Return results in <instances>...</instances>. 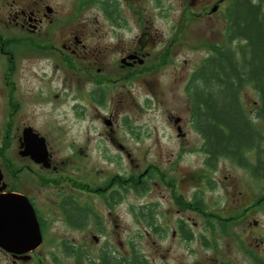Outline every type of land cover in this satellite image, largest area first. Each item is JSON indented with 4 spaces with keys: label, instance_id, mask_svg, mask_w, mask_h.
Returning a JSON list of instances; mask_svg holds the SVG:
<instances>
[{
    "label": "flooded vegetation",
    "instance_id": "1",
    "mask_svg": "<svg viewBox=\"0 0 264 264\" xmlns=\"http://www.w3.org/2000/svg\"><path fill=\"white\" fill-rule=\"evenodd\" d=\"M212 1L211 5L198 9L202 0H187V7L194 19L204 14L211 17L224 0ZM182 4L186 6L183 1ZM184 11L186 9H181V13ZM170 12L171 5H166L165 0H0V147L4 146L1 153L6 161L5 171L0 165V188L3 186L2 193L6 195L16 193L27 199L41 236L40 245L26 254L6 252L10 264L31 262L32 253L46 238L49 239L48 229L53 220H59L64 232L82 235L90 228V233L99 235L92 236L95 245L102 240L99 249L95 250L97 259L87 258L85 264H100L102 256L111 264H151V258L142 248H135L132 243L125 250L107 244L112 239L122 241L120 225L124 219L134 223L137 229L144 226V232L138 229L127 234L126 240L149 241L153 263L158 254L170 251L174 240L186 245L192 241L201 242L204 234L196 233L193 228L196 229L207 214L203 207V187L204 184L216 185L212 177L216 174L219 158L209 159L203 147L205 139L197 131L195 122L190 120L192 129L201 137L197 151L206 155V169L200 160L198 169L187 171L176 169L174 164L167 169L152 164L142 172L130 175L109 173L103 178L70 175L57 179L60 168L51 145H59L63 139L50 135L53 123L47 126L42 116L31 108L63 105L75 115L84 112L88 103L104 106L111 92L109 81L115 88L118 85L132 87V82L155 75L169 78L172 87L181 83L185 74L176 68L175 58L177 49L186 44L183 33L187 25L170 24L173 34L169 36L154 30L153 17L166 18ZM81 16H100L108 25L95 29L88 23L76 24L77 17ZM105 27L112 29L109 38L103 30ZM115 32L120 36L117 37ZM112 38L117 42L110 43ZM116 47L122 48L117 51ZM111 52L114 53L111 62L114 66L109 76L104 71ZM170 68L173 72H168ZM191 79L186 85L187 95ZM147 88L152 92L155 84ZM188 109L190 112L189 100ZM172 123L179 144L186 146L181 118L174 117ZM103 124L107 127V136L100 138L104 144L103 153L110 148L118 154L124 152V146L113 135L116 128L111 118L103 119ZM10 142H15V154L24 162L20 168H13L8 163ZM83 151V146L73 148L69 159L80 161ZM182 151L175 155H182L187 148ZM43 156L46 161L39 163L38 159ZM210 160L213 163L210 164ZM77 164L71 168L77 170ZM7 166L12 168L11 175L17 177L19 174L21 180L24 177L27 183L31 182L32 188L20 192L13 188L7 178ZM260 182V206L264 216V179ZM189 188L192 189L190 197H185ZM127 193L137 200L126 201ZM148 193H152L154 200H138ZM213 216L209 214V217ZM57 235L63 240L75 241L66 233ZM164 241L167 245H162ZM75 244L63 243L64 252H77L86 258Z\"/></svg>",
    "mask_w": 264,
    "mask_h": 264
},
{
    "label": "rangeland",
    "instance_id": "2",
    "mask_svg": "<svg viewBox=\"0 0 264 264\" xmlns=\"http://www.w3.org/2000/svg\"><path fill=\"white\" fill-rule=\"evenodd\" d=\"M182 1L186 3L183 6ZM165 0L166 5H171V12L166 17H153L154 30L161 31L168 36L171 25L186 24V31L183 33L186 44L180 46L176 53V68L184 72L181 83L171 86L169 78L155 75L149 76L142 81L132 82V87L118 85L117 88L109 81L111 92L107 96L104 106H95L88 103L85 111L77 114L72 113L65 106L59 105L57 108L34 107L31 108L42 116L43 122L48 126L53 123L54 127L50 135L58 136L63 142L51 145L57 156L59 163L60 178L67 176H93L103 178L109 173H120L130 175L136 172H142L152 164L159 169H167L170 164L177 166L176 169L184 171L198 169L200 160L206 155L197 151L201 146V137L192 129L190 124V112L188 109V95L185 92L186 85L189 83L192 74L201 66L203 61L209 57L212 48L221 47L225 43V18L223 9L228 5L229 0H224L219 5V10L211 17L204 14L194 19L187 7V0ZM212 0H202L200 8L211 5ZM204 5V6H203ZM181 9H186L181 13ZM222 10V11H221ZM264 10V5H263ZM195 11V8H193ZM209 12V11H208ZM88 23L94 25L95 29L101 26H107L105 18L97 16L77 17L76 24ZM109 38L112 29L103 28ZM120 36L117 32L114 33ZM127 38V37H126ZM184 41V42H185ZM110 43H116V39H109ZM236 43H234L235 45ZM122 47H116L120 50ZM114 53H110L108 63L104 71L110 76L112 71V60ZM117 58V57H116ZM182 71H180L182 73ZM168 72H173L172 68ZM158 75V74H157ZM155 90L148 91V85H154ZM243 108L250 117H254V108L256 107L258 97L251 88H246L241 93ZM60 102V99L59 101ZM190 103V101H189ZM112 115V117H111ZM102 117V118H101ZM180 117L183 122V131L186 133V146L179 144L176 132L173 131V119ZM113 121L116 130L113 135L118 138L124 146V152L118 154L117 150L110 148L107 153H103L104 144L100 138L107 136V127L103 124V119ZM124 122L129 124L124 125ZM256 128L264 136V121L253 120ZM75 140H70V138ZM84 139L85 141H82ZM72 141H75L72 143ZM83 146V156L80 161H73L69 156L73 148ZM196 152H195V148ZM0 147V165L3 167L6 161L2 158ZM182 148H187L185 153L177 156V152H183ZM194 148V150H191ZM9 150V151H8ZM16 144L10 142L7 147V157L13 168H20L21 161L15 154ZM88 154L87 157L84 154ZM128 153L129 156H126ZM251 164L255 163L253 155L247 156ZM75 163L77 170H73ZM213 163V161H209ZM216 174L212 177L215 181L213 187H203V207L205 218L199 221L196 226V233L204 234L201 242L192 241L186 245L177 240L171 242V249L168 253L158 254L157 260L153 263L150 253V243L147 240L128 239L127 234L144 232V226H137L124 219L120 228L122 229V241L109 240L108 245L114 248L129 249L132 243L135 248H142L145 254L151 258V264H256V261H264V216L259 206L262 188L261 182L252 177L249 169H244L232 163L224 157H220L217 162ZM10 167L7 166V178L11 181L13 188L21 191L25 188H32V184L11 175ZM80 180V179H79ZM82 181V180H80ZM60 184V183H59ZM74 184V182H73ZM62 185V184H61ZM64 186L65 189L68 187ZM78 187V186H76ZM191 188L185 191V197H190ZM46 194V189L44 188ZM126 201H136L133 194L127 193L124 197ZM140 202L152 201V193L140 196ZM247 210V211H245ZM213 217H209V214ZM233 217L230 221H225V226L221 231L218 223L225 219ZM210 218L212 220H210ZM223 220V221H219ZM209 221V222H208ZM190 226L192 224H189ZM214 226L215 231H213ZM63 226L58 221L53 220L48 229V238L42 243V246L33 252L32 260L28 264H85L87 258L97 259L95 250L99 245H95L92 236H99L97 233H90V228L86 234H75L72 231L64 232ZM66 233L72 239L63 240L57 234ZM89 237V240L87 239ZM200 237V236H199ZM201 238V237H200ZM75 242L76 248L80 249V254H86V258L77 254V252H64L63 243ZM121 243V245H120ZM162 245H167L164 241ZM132 247V246H131ZM192 250V251H191ZM157 256V255H156ZM155 256V257H156ZM166 256V258H162ZM85 262V263H84ZM0 264H10L8 256L0 250Z\"/></svg>",
    "mask_w": 264,
    "mask_h": 264
},
{
    "label": "trees",
    "instance_id": "3",
    "mask_svg": "<svg viewBox=\"0 0 264 264\" xmlns=\"http://www.w3.org/2000/svg\"><path fill=\"white\" fill-rule=\"evenodd\" d=\"M263 5L264 0H229L223 10L225 43L212 48L188 87L191 120L205 139L209 159L224 157L249 169L259 181L264 179V136L253 120L264 121ZM246 88L258 97L254 117L242 105L241 93ZM227 223H218L220 231ZM101 258L100 264H111Z\"/></svg>",
    "mask_w": 264,
    "mask_h": 264
},
{
    "label": "water",
    "instance_id": "4",
    "mask_svg": "<svg viewBox=\"0 0 264 264\" xmlns=\"http://www.w3.org/2000/svg\"><path fill=\"white\" fill-rule=\"evenodd\" d=\"M45 161V156L38 159L39 163ZM3 190L2 186L0 188V249L12 254H26L41 243L33 210L22 195L16 193L6 195L2 193Z\"/></svg>",
    "mask_w": 264,
    "mask_h": 264
}]
</instances>
